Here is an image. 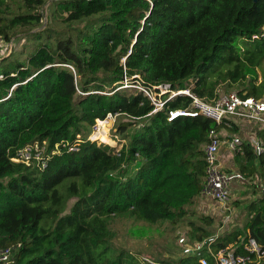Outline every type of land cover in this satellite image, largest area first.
<instances>
[{
	"label": "trees",
	"instance_id": "obj_1",
	"mask_svg": "<svg viewBox=\"0 0 264 264\" xmlns=\"http://www.w3.org/2000/svg\"><path fill=\"white\" fill-rule=\"evenodd\" d=\"M15 32L23 33L27 51L21 60L14 50L0 62V247L12 248L11 264H142L131 250L112 246L111 220L185 215L201 192L207 133L227 126L204 116L168 121L169 110L190 106L185 94L154 111L140 90L116 88L126 75L145 86L189 88L211 101L218 80L206 78L226 67L217 77L228 87L264 98V82L246 79L264 58V0H0V38ZM107 113L128 119L118 124L117 132L128 134L118 150L86 138ZM78 134V149L61 145L44 168L11 159L27 144L45 141L50 152ZM235 157L243 177L262 178L263 194L247 205L251 217L243 226L218 235L213 249L234 242L245 253L249 237L264 248V166L247 146ZM152 233L129 229L137 242ZM210 234L195 228L189 237ZM159 258L154 264L197 257Z\"/></svg>",
	"mask_w": 264,
	"mask_h": 264
},
{
	"label": "built area",
	"instance_id": "obj_2",
	"mask_svg": "<svg viewBox=\"0 0 264 264\" xmlns=\"http://www.w3.org/2000/svg\"><path fill=\"white\" fill-rule=\"evenodd\" d=\"M14 39L11 38L10 40L13 42ZM0 40L4 39L0 38ZM129 79V77L124 75L122 84L116 89L134 88L140 90L154 105V111L163 109L165 102L177 95L185 94L191 98L189 107L169 110L167 112L168 121L180 115L192 117L204 116L212 119L216 124L221 126L228 125V120L231 118H236L241 123L248 125L249 131L245 137L239 134H230L227 138H224L220 130L212 128L208 131L207 141L203 146L205 168L200 192L201 195L225 207L230 200L231 182L243 178L241 173L226 171L221 167L218 154L220 146L223 143L233 154H243V147H250L256 161L264 166V99L253 96H240L237 92L231 91L211 101H207L192 93L189 88L172 90L169 83L145 86L137 81H129ZM164 95H166L165 98ZM117 114L107 113L104 119H97L86 138L96 140L95 137L100 125L106 122L107 119L117 116ZM81 141L82 137L78 134L72 144L69 142L57 143L55 148L50 152L47 151L45 141L41 143L34 142L19 149L11 159L28 165L36 164L44 168L50 157L49 154L58 152L61 145L68 147L69 150H77ZM226 216L227 219L228 215ZM217 237L218 234L209 235L201 240L194 241L190 245L185 242V238L180 237L179 242L185 243L182 249L183 254H194L197 257L195 262L184 261L180 264H255L264 259V248L252 237H249L242 243L245 253L236 252V243L234 242L215 251L213 244L216 242ZM203 253L212 257L213 262H210ZM11 260L12 248L9 246L0 247V264H11ZM142 264H154V261L146 256H142Z\"/></svg>",
	"mask_w": 264,
	"mask_h": 264
},
{
	"label": "rangeland",
	"instance_id": "obj_3",
	"mask_svg": "<svg viewBox=\"0 0 264 264\" xmlns=\"http://www.w3.org/2000/svg\"><path fill=\"white\" fill-rule=\"evenodd\" d=\"M42 9L43 22L46 23L48 21V2L43 5ZM15 34L16 35L13 37V39L15 38L13 42L11 40H0V62L6 58H9L10 54H12V51L14 50V54L16 55L14 57H16L17 59L21 60L26 57L27 49L26 46H24L26 43V38H24V36L22 35L23 33L21 32H15ZM218 69H221L222 72L219 73ZM225 72L226 67H219L217 68V70H214V72L208 74L209 76H207L206 78L209 82L212 80H218V84L215 87V93L218 94V96L231 91L237 92V90L241 89V87H237L236 84H232L230 87H228L227 83L224 82L222 78L217 77V75L223 74ZM246 79L247 82L252 81L255 85L264 82V58H262L259 64L254 67V72H249L248 74H246ZM188 82L192 87L195 84L194 79H189ZM243 92L245 93L246 90H243ZM261 98L264 99L263 97ZM121 121H128V119L117 115L113 118L107 119L106 122L102 123L95 137L96 141L98 143L103 142L113 145L116 147V150L120 149L122 145L126 144V142L128 141V138H125V135L128 134L117 132L118 124ZM238 166L236 167V172H239ZM237 181L240 187L234 193L230 194V200L228 201L226 206L220 207V209H223L222 217L218 218V221L216 223L217 226L213 230L214 233L211 232L212 234L210 235H213L215 233L220 235L232 229L242 227L244 222L251 217L252 210L248 211L247 205L252 201L253 203L258 201V198L263 194V180L259 176H253L249 179H237ZM73 201L74 198L68 201L66 211H68ZM238 211L239 214H237ZM185 215L178 217L176 221L160 220L154 223L135 220L127 216L115 217L111 220V228L115 233V237L112 240V246L119 247L116 251H118L120 248L129 249L139 259L142 256H146L151 260H156L158 259V257H160L159 259L163 258L167 261L177 260L179 257L184 256L182 249L184 248L185 243H180L179 238H185V242L189 245L196 241L194 240L195 238L189 237V233L187 234L185 227L186 224L184 226L180 224L183 220L186 223V220H191L190 217ZM226 215H230V218L226 219ZM195 222L200 223L201 220L196 219ZM222 225L227 226L222 229L220 228ZM137 226H146L151 228L153 232L151 237H149L148 240L137 242L134 237L129 235V229ZM167 263L170 264L169 262Z\"/></svg>",
	"mask_w": 264,
	"mask_h": 264
},
{
	"label": "crops",
	"instance_id": "obj_4",
	"mask_svg": "<svg viewBox=\"0 0 264 264\" xmlns=\"http://www.w3.org/2000/svg\"><path fill=\"white\" fill-rule=\"evenodd\" d=\"M227 127H223L220 129L222 133V137L227 138L230 134H239L242 137H245L247 132L249 131V127L246 123H241L240 120L236 118H231L228 120ZM232 123L237 126L238 130L236 132L230 131L229 128H232ZM242 155V154H241ZM219 162L221 167L230 172H235L237 170V166L240 162V160H236L235 154L231 153L227 146L223 143L220 146L219 154H218ZM253 176H259L258 174H254ZM253 176H250L253 177ZM248 178V177H243ZM249 179V178H248ZM240 186L238 185V181L233 180L230 184V194L234 193ZM222 207L220 204H218L215 201H212L211 199L207 198L206 196H203L199 194L193 203L188 205L186 207V215L190 217L191 220H186L187 223L183 220L180 224L185 225L187 234L194 231L195 228H203L205 230H209L210 232L214 233V229L217 226V221L219 217H222V210L220 209ZM239 214V211L237 212ZM185 215V216H186ZM225 218V217H224ZM230 218V215L228 216ZM199 219L201 222L196 223L195 220ZM208 219H211V223H207ZM185 222V223H184ZM223 222V221H222ZM227 225H222L220 228H224ZM217 234V233H215ZM232 244V243H230Z\"/></svg>",
	"mask_w": 264,
	"mask_h": 264
},
{
	"label": "water",
	"instance_id": "obj_5",
	"mask_svg": "<svg viewBox=\"0 0 264 264\" xmlns=\"http://www.w3.org/2000/svg\"><path fill=\"white\" fill-rule=\"evenodd\" d=\"M125 59H123V61H124Z\"/></svg>",
	"mask_w": 264,
	"mask_h": 264
}]
</instances>
